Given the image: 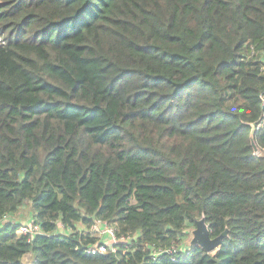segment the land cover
<instances>
[{
    "label": "trees",
    "instance_id": "1",
    "mask_svg": "<svg viewBox=\"0 0 264 264\" xmlns=\"http://www.w3.org/2000/svg\"><path fill=\"white\" fill-rule=\"evenodd\" d=\"M0 38V219L45 232L0 264H264V0H0Z\"/></svg>",
    "mask_w": 264,
    "mask_h": 264
},
{
    "label": "built area",
    "instance_id": "2",
    "mask_svg": "<svg viewBox=\"0 0 264 264\" xmlns=\"http://www.w3.org/2000/svg\"><path fill=\"white\" fill-rule=\"evenodd\" d=\"M13 221L14 220L11 219V215H6L2 219H0V222L3 223H13ZM28 221H32V223H20L16 225H18L19 233L27 237L29 242H32L37 235L45 234L40 224H36L33 219H29L25 222ZM61 228L65 231L63 225L61 226ZM67 232L69 231L66 230V233ZM89 232L92 236L98 239V243L96 244V246L89 248L87 251L92 255H104L108 253L109 250L115 251V245L122 242L127 243L129 241V239H126V237L119 238L116 227L109 221L100 218L94 220ZM110 246L112 248H110ZM180 252L181 249L173 246L167 250H157L155 255L158 257L164 254H168L172 257V260L175 261V256L180 254Z\"/></svg>",
    "mask_w": 264,
    "mask_h": 264
},
{
    "label": "water",
    "instance_id": "3",
    "mask_svg": "<svg viewBox=\"0 0 264 264\" xmlns=\"http://www.w3.org/2000/svg\"><path fill=\"white\" fill-rule=\"evenodd\" d=\"M255 127H253L250 140L253 147L254 153L257 155L259 153V148L257 147L254 139ZM228 230H226L222 235L212 238L209 227L204 218L200 219L196 223V228L193 231V239L190 243L191 246H200L206 252L212 253L216 251L222 244L223 239L227 236ZM110 248H112L110 246Z\"/></svg>",
    "mask_w": 264,
    "mask_h": 264
},
{
    "label": "rangeland",
    "instance_id": "4",
    "mask_svg": "<svg viewBox=\"0 0 264 264\" xmlns=\"http://www.w3.org/2000/svg\"><path fill=\"white\" fill-rule=\"evenodd\" d=\"M0 40L3 41L2 38H0ZM30 211H31L30 206L27 205L24 208H22L21 211L18 212V214L12 215L11 219L14 220L13 223H15V224H20V222H22V223H32V221L25 222L27 220V218L31 216ZM193 231L194 230H187V232H189V235L187 237L188 239L186 241V245H190V243H191V241L193 239ZM23 264H37V261L32 256V254H27L24 257Z\"/></svg>",
    "mask_w": 264,
    "mask_h": 264
},
{
    "label": "crops",
    "instance_id": "5",
    "mask_svg": "<svg viewBox=\"0 0 264 264\" xmlns=\"http://www.w3.org/2000/svg\"><path fill=\"white\" fill-rule=\"evenodd\" d=\"M29 219H32V216H30V217L27 218V220H29ZM27 220H26V221H27ZM20 223H22V222H20Z\"/></svg>",
    "mask_w": 264,
    "mask_h": 264
}]
</instances>
